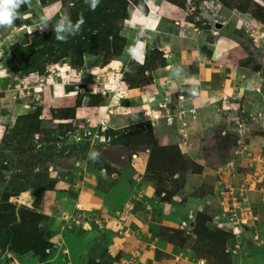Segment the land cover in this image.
Listing matches in <instances>:
<instances>
[{
	"label": "rangeland",
	"instance_id": "obj_1",
	"mask_svg": "<svg viewBox=\"0 0 264 264\" xmlns=\"http://www.w3.org/2000/svg\"><path fill=\"white\" fill-rule=\"evenodd\" d=\"M208 1L206 19L220 1L255 21L243 31L251 41L240 65L256 75L255 90L264 91V0ZM192 3L202 17L201 0ZM145 6L143 0H101L90 11L84 0H28L14 28L0 27V264H65L52 229L60 221L61 228L79 233L62 214L78 213L89 230L101 229L107 219L120 220L116 211L126 213L131 197L169 201L196 184L206 200L194 217L173 227L148 224L141 234L182 253L186 264H229L233 250L249 240L260 212L253 205L264 186V95L254 114L242 107L233 115L219 110L213 137L193 141L189 155L184 145L168 142L174 134L188 136L196 111L181 107L175 89L162 95L134 91L151 81L146 70L164 63L156 50L147 51L143 64L124 52L126 19ZM65 14L73 23L82 15L85 23L59 42L53 29ZM41 16L52 17L45 30ZM234 122L238 128H226ZM113 172L120 187L133 180L126 181L130 200L112 217L72 206L78 192ZM134 177L145 187H132ZM94 187L102 191V185ZM104 195L112 200V192Z\"/></svg>",
	"mask_w": 264,
	"mask_h": 264
},
{
	"label": "crops",
	"instance_id": "obj_2",
	"mask_svg": "<svg viewBox=\"0 0 264 264\" xmlns=\"http://www.w3.org/2000/svg\"><path fill=\"white\" fill-rule=\"evenodd\" d=\"M143 1L147 12L134 8L123 27L126 30L124 52L129 56V47L142 45L144 55L136 60L143 64L147 51L156 50L161 53L164 63L146 70L151 81L135 87L134 91L139 95L143 92L162 95L167 88L170 91L175 89L179 101H183L181 107L196 111L186 138L177 134L173 139L166 138L179 148L184 145L187 151H182L189 155L188 146L193 141L203 139L205 134L213 137L222 117L219 110L232 114L231 111L236 112L242 107L254 114V110L261 108L259 101L264 95L263 88L262 92L255 90L259 85L256 75L240 65L249 55L245 46L251 41L243 31H251L255 21L245 10L240 11L234 4L228 6L220 1L212 3L214 14L207 19L204 6L211 3L208 0H201L203 5L198 7L202 17L196 16L192 0H183L182 5L168 0ZM239 33L242 34L239 36ZM238 124L234 122L226 128L234 130ZM115 176L118 174L113 172L111 176L90 181L87 192H78L72 206L95 210L100 217H112L116 208L125 205L132 194L126 181L131 184L133 177L124 179L125 184L120 187L122 180L118 178L117 181ZM136 178L132 187H145V182ZM98 184L102 185V191H92ZM190 188L187 187L185 196H172L169 201L158 198L150 203L147 200L138 202V198L131 197L133 200L124 206L127 209L122 219L119 215L118 221L107 219L101 229H94L95 226L91 225L90 230L82 234L61 228L59 221L52 229L54 247L62 253L65 264H186L182 253L161 246L159 238L141 232L148 224L173 227L194 217L198 204L206 197L201 184ZM261 191L253 205L260 212L248 234L249 240L239 246V250H233L229 264H264V186ZM89 192L90 196L87 195ZM104 192L108 196L113 193L111 201L104 198Z\"/></svg>",
	"mask_w": 264,
	"mask_h": 264
},
{
	"label": "clouds",
	"instance_id": "obj_3",
	"mask_svg": "<svg viewBox=\"0 0 264 264\" xmlns=\"http://www.w3.org/2000/svg\"><path fill=\"white\" fill-rule=\"evenodd\" d=\"M28 0H0V27L4 28H14V21L20 18L19 9L21 6L26 5ZM84 3L88 6L90 11H95L96 8L101 3V0H84ZM52 19L51 16H41L39 18L40 30H45L47 27V21ZM85 23L83 16L81 15L75 23L71 21L68 15H61L60 19L56 23L53 32L55 34V39L59 42H67L70 36H74L79 33L81 26ZM66 32L68 35H61L60 33ZM128 55L133 59H141L144 55L143 46L136 45L128 48ZM96 153L93 151L91 157L95 158ZM121 211H118L117 215L122 219L124 215H120ZM70 214V213H67ZM63 215V214H62ZM87 229H82L80 226H73V229H80L82 231H88L89 226L86 221Z\"/></svg>",
	"mask_w": 264,
	"mask_h": 264
},
{
	"label": "built area",
	"instance_id": "obj_4",
	"mask_svg": "<svg viewBox=\"0 0 264 264\" xmlns=\"http://www.w3.org/2000/svg\"><path fill=\"white\" fill-rule=\"evenodd\" d=\"M157 116V115H156ZM155 115L152 116V119H157ZM170 116V115H169ZM171 117H169L168 121L170 123V119ZM151 119V121H153ZM120 215H124V212H120ZM63 220L65 221V223H67L68 226L70 225H76V226H80L82 229H87V225H86V220L82 219L80 217V214L78 213H70V214H66V215H62ZM196 264H201V262H197Z\"/></svg>",
	"mask_w": 264,
	"mask_h": 264
},
{
	"label": "trees",
	"instance_id": "obj_5",
	"mask_svg": "<svg viewBox=\"0 0 264 264\" xmlns=\"http://www.w3.org/2000/svg\"><path fill=\"white\" fill-rule=\"evenodd\" d=\"M143 13H146L147 12V7L145 6L144 8H141L140 9ZM118 211H121V210H118ZM117 211V212H118ZM72 230H76L79 234H82V233H84L85 231H82V230H80V229H72ZM7 235H9V236H11V237H9L8 238V242L10 243V244H12L13 243V240H14V238L12 237V231L11 230H7ZM46 240V239H45Z\"/></svg>",
	"mask_w": 264,
	"mask_h": 264
}]
</instances>
